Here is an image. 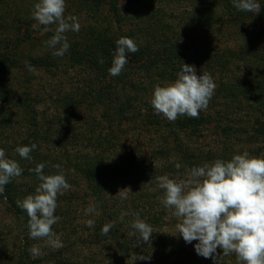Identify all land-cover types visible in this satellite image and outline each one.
I'll list each match as a JSON object with an SVG mask.
<instances>
[{"label":"trees","instance_id":"1","mask_svg":"<svg viewBox=\"0 0 264 264\" xmlns=\"http://www.w3.org/2000/svg\"><path fill=\"white\" fill-rule=\"evenodd\" d=\"M159 1L76 2L80 10L84 9L92 14L97 21L90 23L85 30L83 42L76 44L70 56L76 60L81 59L82 64L93 66L97 74L101 73L104 79L109 81H106L109 85L105 96L106 117L111 128L106 135L100 133L89 135L91 150L85 159L77 161L75 169L78 174L83 175L85 196L90 197L95 208V216L92 218L95 235L115 242L119 248L117 252L121 255L126 252L131 258L128 261L122 259L114 263L112 260V264H214L213 259H206L196 253L194 246L197 241L189 244L182 237L174 236L172 230L171 234L168 233V229L162 224L167 217L168 208L161 201H155L156 197H160L157 194H161L163 198L164 190L154 192L153 188H157L154 181L163 175L180 180L185 178L193 167L203 166L217 159L228 161L234 155L244 152L250 157H264V48L255 47L254 50L246 52L245 55L248 57L243 58L244 66L239 67L233 49L221 51L217 45L209 42L204 44L202 50L195 44L196 38L190 36V28L208 35L216 32L218 26L225 29L244 28V31H247L250 24L253 26L255 22L264 23V9L256 14L236 9L232 0H186L190 4V9L187 7L182 13L184 19L189 20L187 32L190 35L189 41H185L184 38L175 37L179 34L177 27L182 26L181 18L179 21L171 19L170 24L166 20V13L158 11L156 4ZM104 5H107L108 13L102 10ZM172 14L177 15L171 10V18ZM103 16L107 18L106 23H100ZM175 22L178 25H175ZM170 27L171 34L168 33ZM121 37L133 39L139 50L136 53H126L128 62L122 72L118 76H111L108 69L112 66L115 41ZM255 37L264 38V31L255 33ZM252 42L253 39H249L248 43ZM101 59L103 63L100 62ZM183 63L195 66L198 75L205 71L209 72L216 82V88L207 109L201 110L198 119L179 116L173 122L162 114H156L151 100L144 103L143 96L132 90L135 81L131 77L134 74L131 70L140 71L139 77L145 80L148 86L153 76L155 79L160 78L159 82L164 84L177 78ZM2 67L0 62V74L9 71V68L3 70ZM233 67L236 68L234 72ZM217 70L222 77L218 80ZM112 82L118 84V91L114 93L112 89L115 87ZM4 98L9 102L7 95ZM115 101L118 107L114 105ZM138 116L142 117L144 125L160 129L158 135L146 139L147 144L156 147L152 153L157 151L156 154L161 155L160 157L151 154L153 158L148 160L149 157L144 156L149 155L136 154L131 149H119L125 145L120 142L121 135L115 134L113 125L116 122L130 123L138 119ZM3 128L5 130V126L2 127V131ZM211 133L218 137L217 141L200 143L202 137L207 138ZM234 139L236 142H233ZM33 143L37 141L34 140ZM31 144L30 140L25 138L18 146L30 147ZM36 150L38 151V148ZM38 158V162L34 164L32 159L22 158L16 151L9 154L8 159L15 160L23 171L21 176L12 178L5 186L4 193L0 194V206L3 204L12 216L14 228L20 237H12L14 245H17L9 251L3 250L0 244V264H80L70 258L59 259L57 254L61 255L62 250L43 252L36 256L29 252L32 248L31 243H34L27 228L29 218L27 213L17 206L16 201L35 194L41 181L32 170L38 164L45 165L43 169L45 175L61 172L58 170L59 172L47 173L49 171L46 167L47 162H44L39 153ZM155 160L160 162L156 163ZM176 164H180L181 167L177 169ZM123 188L130 189V197L121 200L117 193L124 190ZM70 195L71 200L66 203L64 195H57L54 215L63 222H68L79 210L78 205L72 201L79 198L78 194ZM143 203L148 204L141 206ZM173 212L174 209H171L172 216ZM124 213L126 215L121 219ZM130 213L142 214L143 217L140 216V219L151 225L153 234L150 242L138 241L136 238L139 245L137 247L132 245L127 233L132 231L134 234L135 229L126 220L127 214ZM171 220L178 223L175 216L171 217ZM105 224L114 226L107 235H102L101 230ZM126 226L128 231L125 232ZM71 251L69 249V252ZM217 253L220 255L218 264H238L235 253L224 256L222 249H217ZM136 256L150 259L135 260Z\"/></svg>","mask_w":264,"mask_h":264},{"label":"rangeland","instance_id":"2","mask_svg":"<svg viewBox=\"0 0 264 264\" xmlns=\"http://www.w3.org/2000/svg\"><path fill=\"white\" fill-rule=\"evenodd\" d=\"M77 1L65 0L64 15L66 18L68 16L77 17L81 25L80 31L65 33L70 45L69 50L64 56L56 57L52 55V49L48 48L45 43L55 34L56 25H49V30L45 32L44 26L32 17L34 5L39 0H0V62L3 65V70L6 67L9 68V71L0 74V149L5 151L6 158H8L10 152L15 151L23 139L30 140L32 144L34 140L37 141L34 144L37 145L38 151L34 149L29 154L30 159L36 164L39 153L44 162H47V171L49 170L47 173L61 171L64 174L67 182L71 185L69 190L63 191L61 194L66 197L64 203L71 200L69 199L71 198L70 193L78 194L79 197L72 200L79 208L76 215L68 222H63L60 218L52 226L53 232L60 237L63 247L53 248L47 245L46 238L32 239L34 243H31V247H38L40 254L52 250H62L61 255L57 254L59 259L70 258L80 264H112V260L114 263V261L118 262L122 259L128 261L131 258L126 252L123 255L118 253L119 248L115 242L104 240V237L98 238L94 229L87 226V221L93 220L95 213L86 215L85 210L93 207V202L90 197L85 196V179L75 169L77 161L85 159L91 150L88 142L89 135H98L99 133L106 135L111 128L109 119L107 120L106 117L107 98L105 96L109 81L104 79L101 73L97 74L93 66L87 63L82 64L81 59L76 60L70 56V53L76 48V44L83 42L85 30L91 25L90 23L97 21L92 14L84 9L80 10ZM257 3L260 4L261 9H264V0H259ZM156 5L160 13H166V20L170 24L171 19L179 21L181 18L182 26L177 27L179 34L175 37L189 41L190 34L187 32L189 20L184 19L182 12L187 7L190 9V4L186 0H160ZM103 9L105 13H108L107 5H104ZM171 10L177 13V15L172 14V18ZM106 21L107 18L103 16L100 23H106ZM176 24L177 22H175ZM244 30V28L225 29L223 26H218L216 32L208 35L190 28V36L196 38L195 44L202 50L204 44L209 42L217 45L221 51L227 50V48L233 49L235 57L238 58L236 63L241 67L244 66L243 58L248 57L245 55L246 52L254 50L255 47L264 48V38L255 37V33L264 31V23L255 22L253 26L250 24L247 31ZM168 33L171 34V27ZM249 39H253V42L248 43ZM26 61L33 66L34 71L28 70ZM217 71L218 80L222 77L219 75V70ZM234 71H236L235 67H233ZM241 71L243 72L244 69ZM131 73H134L131 77L135 81L133 84L135 87L132 90L143 96L144 103L150 101L154 86L160 83V78L155 79L153 76L150 79L149 87L146 85V81L139 77L140 71L133 69ZM112 84L115 87L112 89L114 93L118 91V84L114 82ZM6 95L9 97V102L4 98ZM114 105L118 107L117 101L114 102ZM116 123L113 125L114 132L121 135L120 142L125 145L120 146V150L131 149L136 154L149 155L144 156L149 157L148 160L153 158L151 154L154 157L159 155L156 154L157 151L152 153L155 146L151 147L146 143V139L160 133L158 127L150 128L144 125L141 116L130 123ZM3 126H5V130L3 128L2 131ZM217 139L218 137L211 133L207 138L202 137L200 143L217 141ZM240 141L243 140L240 139ZM233 142H236L235 139ZM155 161L156 163L160 162ZM57 164L60 165L59 169L54 167ZM168 176L171 178L170 175ZM154 183L157 188L154 187L153 191L161 192L162 189L158 182L154 181ZM123 189L126 198H129L130 189ZM157 196L160 197H156L155 201H161L162 195L157 194ZM146 201L148 200H143V202ZM147 204L143 203L141 206ZM124 214L126 215V213ZM136 216V213L127 214V222L132 225ZM140 216L143 217L139 213V218ZM166 216L165 221L162 222L163 226L168 229L169 234L172 230L174 236H179L176 229L177 223L171 220V217H174L171 215V209L168 208ZM13 222L12 216L1 204L0 244L6 251L17 245H14L12 237H20ZM126 230L128 231L127 226L124 227L125 232ZM127 235L131 238L132 245L137 247L139 244L136 240L135 230L134 234L129 231ZM69 249L72 251L69 252Z\"/></svg>","mask_w":264,"mask_h":264},{"label":"clouds","instance_id":"3","mask_svg":"<svg viewBox=\"0 0 264 264\" xmlns=\"http://www.w3.org/2000/svg\"><path fill=\"white\" fill-rule=\"evenodd\" d=\"M233 6L244 12L260 13L261 6L257 0H232ZM65 0H39L34 5L32 17L47 32L49 25H56L55 34L46 41L52 55L62 57L69 50L65 33L79 32L80 23L75 16L64 15ZM35 27V26H34ZM115 52L112 66L108 69L111 76H118L127 64L126 53H136L139 49L133 39L121 37L115 41ZM103 63V60H100ZM28 70L33 66L26 61ZM216 84L207 71L197 74L193 65L183 63L177 78L163 85L157 83L151 99L156 114H162L169 121L179 116L198 119L201 110H206L214 94ZM37 145L18 146L15 151L20 157L28 159ZM45 165L38 164L34 171L41 183L34 195L17 200V206L28 216L27 228L32 239H45L47 245L61 248L60 237L53 232L52 226L60 219L55 216L57 195L69 190L71 185L62 172L45 175ZM59 169L60 165H54ZM175 167L179 169L180 164ZM19 164L6 158L5 151L0 149V194L12 178L22 175ZM159 187L164 190L161 203L174 209L178 218L176 229L186 243L195 244L199 256L213 259L218 264L220 255L236 254L238 264H264V157H250L247 152L234 155L231 160L217 159L203 166L191 168L185 178L176 180L168 175L158 176ZM125 199L124 190L117 193ZM95 211L94 207L85 210L88 215ZM123 215L121 219H123ZM88 227L94 226L93 220L87 221ZM113 224H105L101 230L107 235ZM132 228L139 235L137 240L150 242L153 234L151 225L139 218L132 222ZM30 254H40L38 247L29 249ZM150 259L136 256L135 260Z\"/></svg>","mask_w":264,"mask_h":264}]
</instances>
